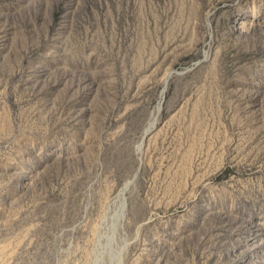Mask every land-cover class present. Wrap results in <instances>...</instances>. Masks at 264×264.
I'll return each instance as SVG.
<instances>
[{
    "label": "rangeland",
    "instance_id": "1",
    "mask_svg": "<svg viewBox=\"0 0 264 264\" xmlns=\"http://www.w3.org/2000/svg\"><path fill=\"white\" fill-rule=\"evenodd\" d=\"M0 264H264V0H0Z\"/></svg>",
    "mask_w": 264,
    "mask_h": 264
},
{
    "label": "bare ground",
    "instance_id": "2",
    "mask_svg": "<svg viewBox=\"0 0 264 264\" xmlns=\"http://www.w3.org/2000/svg\"><path fill=\"white\" fill-rule=\"evenodd\" d=\"M165 88H166V85H164L163 87H162V90H161V92H160V95H159V101H158V104H157V107H156V112H155V116L153 117V119H152V121L150 122V124H148L149 125V127L151 128V127H153V125H154V123L156 122V115H157V113L159 112V110H160V106H161V104H162V97H163V93H164V90H165ZM164 98V97H163ZM146 129H147V127H146ZM147 131H148V129L144 132L145 134L147 133ZM148 134V133H147ZM145 136V135H144ZM143 137V136H142ZM144 138V137H143ZM142 138V139H143ZM144 140V139H143ZM142 140V141H143ZM140 145H141V143H140ZM141 149V148H140ZM139 152V151H138ZM137 152V153H138ZM136 173V172H135ZM134 173V174H135ZM129 183V182H128ZM127 184V183H126ZM126 187H127V185H126ZM127 189V188H126ZM125 192H126V190H125ZM124 216V215H123ZM150 218H151V216H150ZM97 255V254H96Z\"/></svg>",
    "mask_w": 264,
    "mask_h": 264
}]
</instances>
